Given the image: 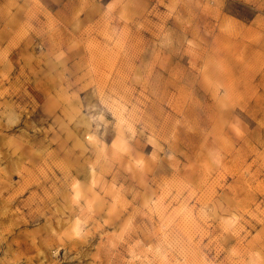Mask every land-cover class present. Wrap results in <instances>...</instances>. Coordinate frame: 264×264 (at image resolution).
<instances>
[{
	"label": "rangeland",
	"instance_id": "rangeland-1",
	"mask_svg": "<svg viewBox=\"0 0 264 264\" xmlns=\"http://www.w3.org/2000/svg\"><path fill=\"white\" fill-rule=\"evenodd\" d=\"M0 264H264V0H0Z\"/></svg>",
	"mask_w": 264,
	"mask_h": 264
},
{
	"label": "bare ground",
	"instance_id": "bare-ground-1",
	"mask_svg": "<svg viewBox=\"0 0 264 264\" xmlns=\"http://www.w3.org/2000/svg\"><path fill=\"white\" fill-rule=\"evenodd\" d=\"M90 135H85V138H89Z\"/></svg>",
	"mask_w": 264,
	"mask_h": 264
}]
</instances>
